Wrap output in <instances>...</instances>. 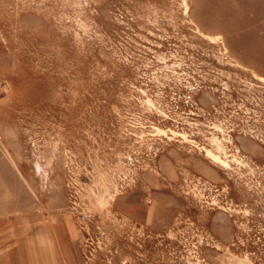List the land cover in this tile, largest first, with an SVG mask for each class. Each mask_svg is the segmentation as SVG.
Returning <instances> with one entry per match:
<instances>
[{"label": "rangeland", "instance_id": "obj_1", "mask_svg": "<svg viewBox=\"0 0 264 264\" xmlns=\"http://www.w3.org/2000/svg\"><path fill=\"white\" fill-rule=\"evenodd\" d=\"M3 195L84 264H264V0H0Z\"/></svg>", "mask_w": 264, "mask_h": 264}, {"label": "crops", "instance_id": "obj_2", "mask_svg": "<svg viewBox=\"0 0 264 264\" xmlns=\"http://www.w3.org/2000/svg\"><path fill=\"white\" fill-rule=\"evenodd\" d=\"M12 207L0 209V264H84L65 252L61 232L43 221L33 223L30 214L15 208V196H0ZM7 204V205H9Z\"/></svg>", "mask_w": 264, "mask_h": 264}]
</instances>
